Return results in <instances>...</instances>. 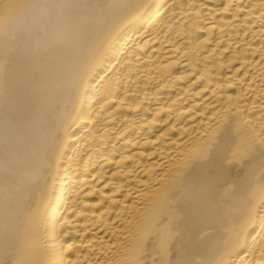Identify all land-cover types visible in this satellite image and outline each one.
<instances>
[{"label": "bare ground", "instance_id": "6f19581e", "mask_svg": "<svg viewBox=\"0 0 264 264\" xmlns=\"http://www.w3.org/2000/svg\"><path fill=\"white\" fill-rule=\"evenodd\" d=\"M0 264H264V0H0Z\"/></svg>", "mask_w": 264, "mask_h": 264}]
</instances>
